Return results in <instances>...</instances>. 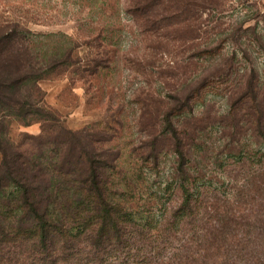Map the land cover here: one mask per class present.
<instances>
[{
	"label": "rangeland",
	"instance_id": "obj_1",
	"mask_svg": "<svg viewBox=\"0 0 264 264\" xmlns=\"http://www.w3.org/2000/svg\"><path fill=\"white\" fill-rule=\"evenodd\" d=\"M163 2L150 29L127 12L128 0H0V23L25 30L39 56L57 57L38 80L44 102L65 127L118 154L109 172L112 196L132 205L141 222L156 226L162 211L177 205L179 193L170 185L175 139L163 116L175 98L199 89L192 110L172 120L189 174L207 181L205 203L218 198L220 209L241 223L233 244L214 242V250L230 259L238 254L241 264H264V145L244 101H235L249 83L258 99L264 95V0ZM40 129L39 122L14 120L9 137L17 141ZM152 152H159L157 164ZM252 179L261 183L258 192L244 185ZM184 239L179 234L172 244Z\"/></svg>",
	"mask_w": 264,
	"mask_h": 264
},
{
	"label": "trees",
	"instance_id": "obj_2",
	"mask_svg": "<svg viewBox=\"0 0 264 264\" xmlns=\"http://www.w3.org/2000/svg\"><path fill=\"white\" fill-rule=\"evenodd\" d=\"M163 1L171 0H128L127 12L150 29ZM161 17L159 23L165 20ZM65 56L70 57V50ZM55 58L39 56L17 24L0 23V264H217L218 258L219 264H241L238 254L230 259L214 250V242L233 244L229 240L241 223L227 207L220 209L218 198L213 206L205 203L207 181L189 174L190 158L172 120L175 113L192 110L199 89L175 98L163 116L175 139L177 165L170 185L179 199L162 211L155 226L135 218L132 205L114 200L109 172L118 154L102 148L101 140L89 133L65 127L44 102L38 80L55 66ZM257 97L249 83L235 101H244L249 121L256 124L257 142L264 145V95ZM14 120L39 122L41 129L13 141L9 127ZM158 154L150 156L156 164ZM246 184L250 192L261 188L257 179ZM189 223L193 228H187ZM179 234L185 239L172 244ZM234 245L239 251L241 243Z\"/></svg>",
	"mask_w": 264,
	"mask_h": 264
}]
</instances>
